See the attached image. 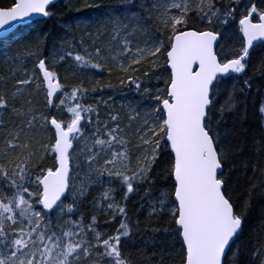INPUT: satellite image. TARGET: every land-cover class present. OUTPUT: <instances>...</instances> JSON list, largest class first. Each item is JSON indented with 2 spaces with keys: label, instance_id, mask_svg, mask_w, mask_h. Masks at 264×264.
<instances>
[{
  "label": "snow or ice",
  "instance_id": "6c2138e0",
  "mask_svg": "<svg viewBox=\"0 0 264 264\" xmlns=\"http://www.w3.org/2000/svg\"><path fill=\"white\" fill-rule=\"evenodd\" d=\"M69 6L101 14L70 21ZM0 43V264H264V216L244 258L247 149L229 126L264 81V0H11ZM69 61L139 102L117 108L102 80L69 88ZM262 89L239 163L264 196Z\"/></svg>",
  "mask_w": 264,
  "mask_h": 264
},
{
  "label": "trees",
  "instance_id": "16d2710c",
  "mask_svg": "<svg viewBox=\"0 0 264 264\" xmlns=\"http://www.w3.org/2000/svg\"><path fill=\"white\" fill-rule=\"evenodd\" d=\"M11 2V0H0V4L7 5ZM76 0H73V3H75ZM99 3L102 5H111L113 3H117L118 0H98ZM61 6L64 3H67V0H61L60 1ZM86 15V16H92L95 17L97 15H100L101 13L98 12L95 9H85L81 8L80 12H77L74 7L69 6V8L65 9V19L72 20L73 18L77 17L78 15ZM22 27V26H20ZM48 28L51 27V22L47 25ZM45 29V26L42 24L40 26V29H29L27 27H22V31L20 34L24 39L20 40V43L23 44L29 40H32L36 33L39 30ZM63 35V33H53L49 35L47 45L51 47L52 44L58 42L60 40V37ZM15 46V45H14ZM3 44L0 43V50L3 49ZM257 52H259V49H257ZM26 63L28 64L29 70L32 68V61L26 60ZM5 71V67L3 65H0V73H3ZM60 75L62 78H66L67 85L69 88L75 84H78L81 80H83L85 83L88 82L89 79H96V80H102L104 83L101 85L102 87L106 85L107 83L111 82L115 87L111 91H105L104 93V99H107L109 95L113 96L115 99V106L117 108H123L124 104H137L139 102V96L137 93L131 89V88H123L121 89V86L117 84L115 80V76L109 77L107 73H105L103 76H92L90 73H84L80 72L71 61H69L68 64H65L64 67L59 69ZM257 84L255 88H260V84L264 83V81H261L259 78V75L257 74ZM253 90V100L247 102V119L245 120V111L244 109L241 110V113L239 114V117H234L233 120L229 121V126L231 127L232 123L238 119V123H236L235 128V137L238 142H240L242 147H246L247 151L243 154V156H238L236 163H235V169L233 173V195L234 198L238 202H244L246 200H250L249 207L247 209L248 213V223L249 228L245 230V235L242 237V243L246 247L244 248V258L251 259V250L254 246V242L249 237L248 233L252 229H258L259 225L262 222V216H264V196L259 195L258 191L256 192H250V186L253 183H258V176L257 173L256 177H253V174L250 170L245 171L244 168L241 166L239 161L241 159H251V152L253 147L254 138L259 139L260 138V130L257 118L255 116V109L253 107V104L255 102L256 98V90ZM264 91V89H262ZM40 100L41 98H37ZM91 99V98H90ZM40 107H43L42 103L39 105ZM161 249H157V252H160Z\"/></svg>",
  "mask_w": 264,
  "mask_h": 264
},
{
  "label": "rangeland",
  "instance_id": "374dc122",
  "mask_svg": "<svg viewBox=\"0 0 264 264\" xmlns=\"http://www.w3.org/2000/svg\"><path fill=\"white\" fill-rule=\"evenodd\" d=\"M20 36H22L21 34H19ZM128 106L124 104V110L127 111Z\"/></svg>",
  "mask_w": 264,
  "mask_h": 264
},
{
  "label": "water",
  "instance_id": "95a60500",
  "mask_svg": "<svg viewBox=\"0 0 264 264\" xmlns=\"http://www.w3.org/2000/svg\"><path fill=\"white\" fill-rule=\"evenodd\" d=\"M61 1V0H60ZM34 19H39V17H36V18H34ZM18 27H20V26H18Z\"/></svg>",
  "mask_w": 264,
  "mask_h": 264
}]
</instances>
